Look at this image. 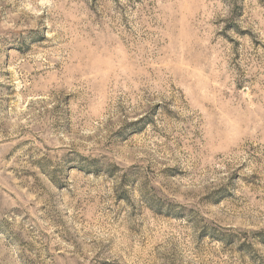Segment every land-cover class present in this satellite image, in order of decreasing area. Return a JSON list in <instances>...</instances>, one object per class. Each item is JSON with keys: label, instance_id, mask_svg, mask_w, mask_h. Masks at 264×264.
I'll use <instances>...</instances> for the list:
<instances>
[{"label": "rangeland", "instance_id": "obj_1", "mask_svg": "<svg viewBox=\"0 0 264 264\" xmlns=\"http://www.w3.org/2000/svg\"><path fill=\"white\" fill-rule=\"evenodd\" d=\"M0 264H264V0H0Z\"/></svg>", "mask_w": 264, "mask_h": 264}]
</instances>
